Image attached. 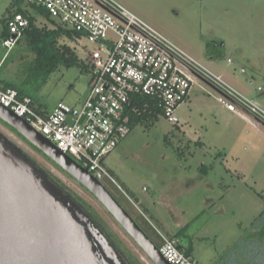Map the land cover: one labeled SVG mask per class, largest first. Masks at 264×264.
<instances>
[{
	"label": "rangeland",
	"instance_id": "obj_1",
	"mask_svg": "<svg viewBox=\"0 0 264 264\" xmlns=\"http://www.w3.org/2000/svg\"><path fill=\"white\" fill-rule=\"evenodd\" d=\"M118 1L264 106V0ZM22 6L32 10L27 1ZM17 9L14 0H0V84L24 88L41 113L60 101L81 105L92 80L82 64L61 65L41 83L29 77L34 53L25 40L12 50L3 45L6 20ZM46 22L38 15L39 25ZM218 95L196 86L177 109L178 123L161 115L135 124L105 158L114 180H101L146 233L161 244L143 207L167 235L180 232L181 248L196 257L212 250L216 221L264 219V125L229 111ZM0 130L86 200L142 264H154L86 187L1 119Z\"/></svg>",
	"mask_w": 264,
	"mask_h": 264
},
{
	"label": "built area",
	"instance_id": "obj_2",
	"mask_svg": "<svg viewBox=\"0 0 264 264\" xmlns=\"http://www.w3.org/2000/svg\"><path fill=\"white\" fill-rule=\"evenodd\" d=\"M45 9L74 32L80 61L91 72L87 99L81 105L60 101L53 112L41 113L33 97L0 84V103L23 117L98 179H113L105 158L132 130L131 118L150 97L171 122L196 86L218 91V100L241 117L264 125V106L226 81L205 63L118 0H25ZM29 26L22 12L9 19L12 50ZM145 104V109L147 108ZM114 180V179H113ZM159 246L172 264H201L183 251L176 237L159 232Z\"/></svg>",
	"mask_w": 264,
	"mask_h": 264
},
{
	"label": "water",
	"instance_id": "obj_3",
	"mask_svg": "<svg viewBox=\"0 0 264 264\" xmlns=\"http://www.w3.org/2000/svg\"><path fill=\"white\" fill-rule=\"evenodd\" d=\"M0 119L95 195L154 264H172L87 167L2 103ZM0 264H128L82 204L1 130Z\"/></svg>",
	"mask_w": 264,
	"mask_h": 264
},
{
	"label": "trees",
	"instance_id": "obj_4",
	"mask_svg": "<svg viewBox=\"0 0 264 264\" xmlns=\"http://www.w3.org/2000/svg\"><path fill=\"white\" fill-rule=\"evenodd\" d=\"M24 2L25 0H14V3L18 6V9L15 11V13L22 12L29 18V26L25 29L23 37L18 41L20 42L22 39H24L26 45L29 46L31 51L34 53V58L31 60L29 66V77L36 79L41 83H44L48 79V77L61 65L69 67L75 64H82L85 69L89 70L88 67L80 61L77 51L67 42V40H74V32L52 18L49 13L43 8L30 4L29 7L32 10L24 8L22 6ZM38 15L43 16L46 19L47 24H44L43 26L39 25ZM13 16L14 14L11 15L10 18ZM10 36L11 33L9 22L7 19L6 27L2 31V38L5 39ZM5 86L14 87L18 89L22 95H27L24 88L22 87H19L12 83H8ZM145 104L148 105L146 109ZM139 107L140 113L132 115V127L142 121L150 123L156 122L157 120H159L161 115H163L162 109L150 97H143L142 103L139 105ZM48 173L56 181V183H58L66 192L73 195L78 200V202L82 204V206L91 214L94 220L110 237L112 242H114L128 264H142L139 259L126 248L123 241L118 237V235L104 223L103 219L99 216V214H97V212L86 200L79 197L71 188H69L51 172L48 171ZM153 231L156 237H158L162 243L160 234L156 230ZM179 233L175 234V236L169 234V236L179 237ZM148 235L158 246L161 245L150 234ZM188 253L190 254V251Z\"/></svg>",
	"mask_w": 264,
	"mask_h": 264
},
{
	"label": "crops",
	"instance_id": "obj_5",
	"mask_svg": "<svg viewBox=\"0 0 264 264\" xmlns=\"http://www.w3.org/2000/svg\"><path fill=\"white\" fill-rule=\"evenodd\" d=\"M246 118L251 120L249 116ZM140 212L152 230L167 235L160 221L152 214L150 217L147 207L140 208ZM216 223L212 250L205 248L197 257L190 250V254L201 264H264V219L222 220Z\"/></svg>",
	"mask_w": 264,
	"mask_h": 264
}]
</instances>
